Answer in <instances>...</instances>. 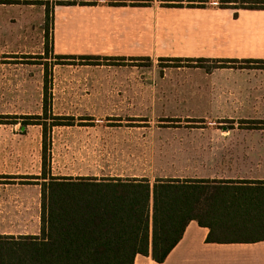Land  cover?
Instances as JSON below:
<instances>
[{
  "label": "rangeland",
  "instance_id": "374dc122",
  "mask_svg": "<svg viewBox=\"0 0 264 264\" xmlns=\"http://www.w3.org/2000/svg\"><path fill=\"white\" fill-rule=\"evenodd\" d=\"M225 1L0 0V234L40 230L41 187L19 177L41 175L43 130L25 117L74 119L50 135L55 176L264 178L246 124L264 121V69L188 62L264 59V10Z\"/></svg>",
  "mask_w": 264,
  "mask_h": 264
},
{
  "label": "trees",
  "instance_id": "16d2710c",
  "mask_svg": "<svg viewBox=\"0 0 264 264\" xmlns=\"http://www.w3.org/2000/svg\"><path fill=\"white\" fill-rule=\"evenodd\" d=\"M242 2L250 5L241 8L264 10V0ZM49 10L47 6V16ZM188 62L197 68L212 64L210 74L235 69L237 64H242L241 69H264V60ZM48 108L46 103V117ZM13 119L10 124H21L18 117ZM23 120L22 131L30 126L43 130L41 175L19 177L36 180L34 184L41 187L40 232L0 234V264H135L139 255L163 264L194 221L209 229L208 243L264 242V180L158 178L152 183L139 177H59L52 170L49 138L55 128L74 126V119L52 117L48 123L35 116ZM246 124L264 130V121Z\"/></svg>",
  "mask_w": 264,
  "mask_h": 264
},
{
  "label": "crops",
  "instance_id": "0c3cea01",
  "mask_svg": "<svg viewBox=\"0 0 264 264\" xmlns=\"http://www.w3.org/2000/svg\"><path fill=\"white\" fill-rule=\"evenodd\" d=\"M230 1H234L238 3L237 0H230ZM241 1H246V0H241ZM193 59L240 61L239 59H232V58H213V59L193 58ZM248 60H256V59H248ZM258 60H264V59H258ZM258 180H264V178ZM209 232H210L209 229L199 226V224L195 221L192 222L188 226L182 241L173 250V252L170 254L166 262H164L163 264H264V242L255 243V244H213L207 242ZM21 235H29V234H21ZM135 264H158V263H156L151 257H145L139 255L136 258Z\"/></svg>",
  "mask_w": 264,
  "mask_h": 264
}]
</instances>
